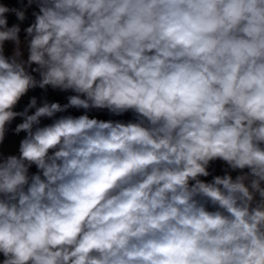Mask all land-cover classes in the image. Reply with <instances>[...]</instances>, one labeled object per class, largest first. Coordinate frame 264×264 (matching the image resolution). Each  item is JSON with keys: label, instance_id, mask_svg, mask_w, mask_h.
<instances>
[{"label": "clouds", "instance_id": "clouds-1", "mask_svg": "<svg viewBox=\"0 0 264 264\" xmlns=\"http://www.w3.org/2000/svg\"><path fill=\"white\" fill-rule=\"evenodd\" d=\"M19 4L0 3V146L25 133L0 150V264H264V0Z\"/></svg>", "mask_w": 264, "mask_h": 264}, {"label": "built area", "instance_id": "built-area-1", "mask_svg": "<svg viewBox=\"0 0 264 264\" xmlns=\"http://www.w3.org/2000/svg\"><path fill=\"white\" fill-rule=\"evenodd\" d=\"M24 2L26 3L27 0H24ZM0 3L6 4L9 7H20L19 4V0H0ZM36 10L35 6H33V8L28 9L27 12V19L22 22L21 24L29 26V24L34 20V17H32L31 12ZM7 18L8 21H14V22H18L17 18L15 17L14 14H7ZM71 94V93H60V92H55L53 94H47V98L50 101H54V102H60L61 104L66 103V99L65 96ZM35 95L38 98L41 96V94H37V93H33V92H29L28 96H25L24 98H22L20 105L18 106L17 110H21L23 108V106H25L28 102V99L30 96ZM72 115H81L83 114V110H75L72 109L70 110ZM90 115L95 116L96 118L99 119H104V120H108V119H112V117L106 112V111H100V112H93ZM21 122L19 118H17V120L14 122V124L12 125V127L15 126V123H19ZM50 121H43V123H48ZM25 133H20L19 135H15L13 134L11 131H9V133L6 136V139L4 141V144L2 146H0V150H4L5 147L8 146H12V145H19V141L20 139H22L24 137ZM224 165L222 164V162H215L214 164H212L211 166V171H213V174L215 175H219V174H223L222 173V169H223ZM206 179H211V177H208Z\"/></svg>", "mask_w": 264, "mask_h": 264}, {"label": "rangeland", "instance_id": "rangeland-1", "mask_svg": "<svg viewBox=\"0 0 264 264\" xmlns=\"http://www.w3.org/2000/svg\"><path fill=\"white\" fill-rule=\"evenodd\" d=\"M14 23H18V22H14V21H8V24L9 26H11L12 24ZM27 27L26 25H23L21 24V40L23 41V36H24V33H23V28ZM6 47V53L7 54H11V51H12V44L11 43H6L5 45ZM25 51V58L27 56V51H26V48L24 49ZM18 144L17 145H12V146H8V147H5L3 152H5L6 154H15L17 151H18Z\"/></svg>", "mask_w": 264, "mask_h": 264}, {"label": "trees", "instance_id": "trees-1", "mask_svg": "<svg viewBox=\"0 0 264 264\" xmlns=\"http://www.w3.org/2000/svg\"><path fill=\"white\" fill-rule=\"evenodd\" d=\"M31 92L37 93V94H42V90H40V89H36V90L31 91ZM55 92H58V91H53V90L49 89L47 94H53ZM128 115L131 116L130 113ZM31 171H35V168L33 167V169Z\"/></svg>", "mask_w": 264, "mask_h": 264}, {"label": "water", "instance_id": "water-1", "mask_svg": "<svg viewBox=\"0 0 264 264\" xmlns=\"http://www.w3.org/2000/svg\"><path fill=\"white\" fill-rule=\"evenodd\" d=\"M111 117H112V119H120V120H125V121H127L128 119H131V116H129L128 114H125L122 117H113V116H111Z\"/></svg>", "mask_w": 264, "mask_h": 264}]
</instances>
